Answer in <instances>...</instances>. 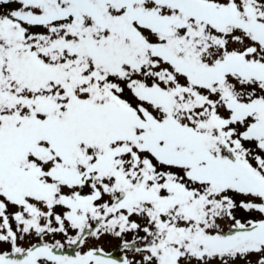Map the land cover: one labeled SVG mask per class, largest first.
<instances>
[{
    "label": "snow or ice",
    "instance_id": "obj_1",
    "mask_svg": "<svg viewBox=\"0 0 264 264\" xmlns=\"http://www.w3.org/2000/svg\"><path fill=\"white\" fill-rule=\"evenodd\" d=\"M0 264H264V0H0Z\"/></svg>",
    "mask_w": 264,
    "mask_h": 264
}]
</instances>
